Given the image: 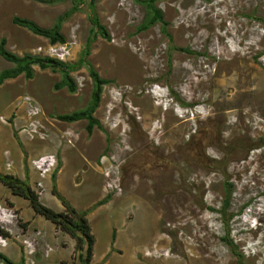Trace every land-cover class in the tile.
<instances>
[{"label":"rangeland","instance_id":"rangeland-1","mask_svg":"<svg viewBox=\"0 0 264 264\" xmlns=\"http://www.w3.org/2000/svg\"><path fill=\"white\" fill-rule=\"evenodd\" d=\"M141 1L81 0L62 25L74 44L65 63L85 58L110 82L94 113L102 130L89 135L86 120H58L91 104L85 66L70 75L75 94L56 88L62 72L38 66L32 80L23 74L0 86V175L27 181L55 212L63 206L54 184L75 209H99L91 264H264V228L241 218L256 213L264 227V0H161L166 25L142 32L149 9ZM74 7L1 0L0 41L36 56L51 43L14 19L50 29ZM93 13L110 39L93 35ZM15 67L0 56V73ZM27 97L41 111L33 139ZM43 156L57 163L42 179L32 161ZM114 231L119 250L109 256ZM0 253L15 264H81L76 240L1 183Z\"/></svg>","mask_w":264,"mask_h":264},{"label":"trees","instance_id":"trees-1","mask_svg":"<svg viewBox=\"0 0 264 264\" xmlns=\"http://www.w3.org/2000/svg\"><path fill=\"white\" fill-rule=\"evenodd\" d=\"M1 1V0H0ZM40 3H45L49 5H54L60 0H34ZM62 1V0H61ZM161 0H145L141 3L145 4L147 9H149V15L146 19V23L140 26L139 31L147 30L148 28L154 26L156 23H163L164 16L162 12L156 9L155 4ZM76 7H74L71 12L65 14L63 17L58 19V22L50 29H43L39 27L36 23L29 21L28 19L15 18L14 24L22 28L27 29L36 36H40L49 40L51 44H64L66 43V38L62 34V25L63 23L71 16V13L78 10L79 3L81 0H74ZM92 22L96 31H93V35H101L103 38L110 39L109 34L106 29L99 23V18L96 17L93 13ZM165 31V30H164ZM167 34V32L165 31ZM168 35V34H167ZM169 41L171 42V36L168 35ZM7 40L2 39L0 41V56L6 61L16 65L14 69H8L0 73V86H2L5 81L10 79H16L21 75H25L27 79L32 80L34 78L35 72L33 70L34 66H38L41 70H52L53 72H62L63 80L60 84L56 86L57 89L68 88L71 94L77 92V85L73 78L70 76L71 73L75 70L80 69L85 66L89 70L90 77L93 80L95 89L92 93L91 104L84 111L74 112L72 114L58 116V120L66 123H76L79 121L86 120L88 122L86 130L89 135H92L94 129L97 127L100 130L103 129L101 123L94 117V113L99 108L101 102V96L103 89L110 82L102 79L99 74L94 70L91 64L85 59L82 58L78 64L69 65L59 62L57 60L40 57V56H31L27 55L24 57H19L6 49ZM177 50V49H176ZM88 54V53H87ZM86 54V55H87ZM264 146V143H262ZM57 171L53 175L52 179L55 182ZM0 183L8 188L14 196L21 197L28 202H30L31 208L34 212L50 221L58 228H60L64 233L70 235L74 240H76V252L79 253L78 260L81 264H91L94 257V250L96 245V238L92 232V227L88 220L89 211H78L76 210L68 201H66L57 191V187L54 184L52 194L61 201L62 206L64 207L63 212H55L54 210L45 206L41 201L40 197L35 190L29 185L27 181H22L19 178L6 174L0 175ZM227 197L231 196V190L227 189ZM107 204L106 201H102L98 206ZM224 208L220 211L221 214H225L228 209L229 202H225ZM3 237H7L8 234L1 231ZM227 240V239H225ZM232 245V242H228ZM0 260L4 264H15L10 259L5 257L0 253ZM19 264H24L23 262Z\"/></svg>","mask_w":264,"mask_h":264},{"label":"built area","instance_id":"built-area-1","mask_svg":"<svg viewBox=\"0 0 264 264\" xmlns=\"http://www.w3.org/2000/svg\"><path fill=\"white\" fill-rule=\"evenodd\" d=\"M74 53V44L73 43H65V44H50L45 47H39L35 50V55L40 57H47L54 60H57L59 62H62L64 64L66 61L70 63V61L73 58ZM24 102H27L30 105V111L28 113L29 115V126L25 132L28 133L30 138H34L36 134L39 133V116L41 115V111L37 106L32 107L33 100L29 97L24 99ZM0 121L3 123H6V120L4 117H0ZM29 130V131H28ZM56 159L54 156H43L38 157L37 159L32 161V167L37 171V173L40 175V177L43 179L49 174L56 166ZM37 186L39 188H43L42 181L38 182Z\"/></svg>","mask_w":264,"mask_h":264},{"label":"crops","instance_id":"crops-1","mask_svg":"<svg viewBox=\"0 0 264 264\" xmlns=\"http://www.w3.org/2000/svg\"><path fill=\"white\" fill-rule=\"evenodd\" d=\"M63 208H64V207H62V211H64ZM78 209H80V211H83V210H85V211H86V210L89 211L88 220H89L90 225H91V227H92L93 220H94L95 217L97 216L96 214H97V212H98L99 209H98L97 212H96V211L94 210V206H93V205H86V206H84V207H79ZM78 209H76V210H78ZM92 232L95 234L93 228H92ZM94 236H95V235H94ZM117 237H118V236H117V232L114 231V233H113V237H112V239H111V243L108 244V245H107V248H106V254H109V256L112 255V254H114V251L117 252V250H119V249H118V246L116 245V244H117ZM95 238H96V237H95ZM97 246H98V240H97V238H96L95 250L97 249ZM95 250H94V251H95ZM106 258H108V256H107ZM93 259H94V258H93ZM146 259L153 260L152 257H150V256H147Z\"/></svg>","mask_w":264,"mask_h":264},{"label":"clouds","instance_id":"clouds-1","mask_svg":"<svg viewBox=\"0 0 264 264\" xmlns=\"http://www.w3.org/2000/svg\"><path fill=\"white\" fill-rule=\"evenodd\" d=\"M155 90H156V88H155ZM29 111H30V109H29ZM28 125H29V122H28ZM39 127H40V125H39ZM26 128H27V126H26ZM256 215H257L256 213L254 214V216H253V213H250V216H248L247 214L241 215L243 222L245 224H247L248 227H250V225L252 226V227H250V230H252V231H257V228H259V227L264 228L262 226V224H259L258 221L256 220ZM242 231H247V230L244 229ZM255 247H256V244H251L250 245L251 251H254Z\"/></svg>","mask_w":264,"mask_h":264},{"label":"bare ground","instance_id":"bare-ground-1","mask_svg":"<svg viewBox=\"0 0 264 264\" xmlns=\"http://www.w3.org/2000/svg\"><path fill=\"white\" fill-rule=\"evenodd\" d=\"M250 227H252V226L250 225ZM149 256H152V255H149Z\"/></svg>","mask_w":264,"mask_h":264}]
</instances>
